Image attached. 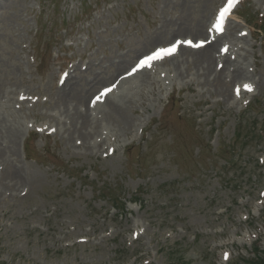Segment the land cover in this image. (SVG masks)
<instances>
[{
	"label": "rangeland",
	"instance_id": "obj_1",
	"mask_svg": "<svg viewBox=\"0 0 264 264\" xmlns=\"http://www.w3.org/2000/svg\"><path fill=\"white\" fill-rule=\"evenodd\" d=\"M225 2L0 0V264H264V0Z\"/></svg>",
	"mask_w": 264,
	"mask_h": 264
},
{
	"label": "snow or ice",
	"instance_id": "obj_2",
	"mask_svg": "<svg viewBox=\"0 0 264 264\" xmlns=\"http://www.w3.org/2000/svg\"><path fill=\"white\" fill-rule=\"evenodd\" d=\"M240 3V0H228L227 5L222 8V10L219 13L218 22L215 25L217 31L222 32L224 30V24L229 15L231 14L232 10ZM188 44L193 47H199L201 45H193L191 41H188ZM175 51V48L171 49H161L160 51L154 53L152 56L147 57L144 61L141 62V67L148 65L151 66V61L154 59H160L164 55H171L172 52ZM245 89L247 91H252V88L250 85H245ZM112 91L111 88L106 89L104 92V95H107L108 92ZM237 94H239V90H237Z\"/></svg>",
	"mask_w": 264,
	"mask_h": 264
},
{
	"label": "bare ground",
	"instance_id": "obj_3",
	"mask_svg": "<svg viewBox=\"0 0 264 264\" xmlns=\"http://www.w3.org/2000/svg\"><path fill=\"white\" fill-rule=\"evenodd\" d=\"M219 45V43H217ZM216 51V45L215 43L212 44H208L207 46H205L204 48H201L198 52V54L202 57V55L204 56V64L208 63V65L211 63L213 64V55L214 52ZM198 56V55H197ZM202 58V60H203Z\"/></svg>",
	"mask_w": 264,
	"mask_h": 264
},
{
	"label": "trees",
	"instance_id": "obj_4",
	"mask_svg": "<svg viewBox=\"0 0 264 264\" xmlns=\"http://www.w3.org/2000/svg\"><path fill=\"white\" fill-rule=\"evenodd\" d=\"M173 264H184V263H180L179 261H175Z\"/></svg>",
	"mask_w": 264,
	"mask_h": 264
}]
</instances>
